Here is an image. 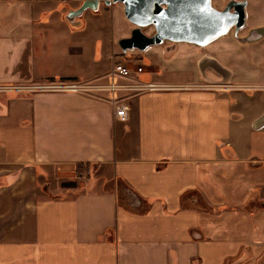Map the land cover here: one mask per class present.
<instances>
[{
	"label": "crops",
	"instance_id": "1",
	"mask_svg": "<svg viewBox=\"0 0 264 264\" xmlns=\"http://www.w3.org/2000/svg\"><path fill=\"white\" fill-rule=\"evenodd\" d=\"M81 2L0 0V264H264V126H251L264 113V31L131 50L148 67L112 78L98 10L64 19ZM246 2L237 37L264 29L252 21L264 0ZM104 7L128 36L122 4Z\"/></svg>",
	"mask_w": 264,
	"mask_h": 264
},
{
	"label": "water",
	"instance_id": "2",
	"mask_svg": "<svg viewBox=\"0 0 264 264\" xmlns=\"http://www.w3.org/2000/svg\"><path fill=\"white\" fill-rule=\"evenodd\" d=\"M104 6L120 3L123 15L132 24L128 36L119 38L117 44L123 53L128 50L144 51L162 44L185 42L206 46L230 30L238 41H254L264 29H252L245 37H237L245 25L246 0H227L221 8L212 5L211 0H82L74 9H69L64 19L71 25L85 10L96 11L99 4ZM152 27L151 34L145 30ZM213 62V61H211ZM213 68H215L213 66ZM222 68H215L220 72ZM253 129L264 126V113L252 123Z\"/></svg>",
	"mask_w": 264,
	"mask_h": 264
},
{
	"label": "rangeland",
	"instance_id": "3",
	"mask_svg": "<svg viewBox=\"0 0 264 264\" xmlns=\"http://www.w3.org/2000/svg\"><path fill=\"white\" fill-rule=\"evenodd\" d=\"M227 1V0H226ZM226 1H223L221 4H219L218 2H215V0H211V2H212V5H214L215 7H217V8H221L223 5H224V3L226 2ZM81 4V3H80ZM79 4V5H80ZM78 7V6H77ZM76 7V8H77ZM104 8H106V7H104V5L101 3V6L99 7L98 6V23H99V21L101 20V24H98V25H100L99 27H98V32L100 33V34H102V36L101 37H99L100 38V40L102 41V42H104V43H107V44H109V48H112V50H111V52H112V55H114L112 58H113V60L111 59V52L109 53V57H103L102 58V67L103 68H107V70H109V72H110V69H111V66H112V62L115 64V63H120V64H122V65H124V66H127L128 67V64L130 63V61H131V63H133L134 65H136V64H139V65H141V67L142 66H144V67H148V64H147V61H146V59H145V55H139L138 57H136V58H133L132 56H130V57H128V58H125L124 56V54H126V53H123L122 51H121V49L119 48V46H118V44H117V40L119 39V38H117V34L114 32V31H116V29L117 28H115V24H118L119 25V27H122V24L121 23H119V21L118 20H116V23H115V18L114 17H112L111 16V13L109 12V11H107V12H104L103 10H104ZM96 10V11H97ZM96 11H90V10H87L86 11V13H82L80 16H78V17H76V23L75 24H71V26H74V27H76V26H80L81 24H82V21H83V19H85V18H87V16L89 15V14H95V13H93V12H96ZM245 11H247V13H246V15H245V27H247V26H249V24H250V21H251V14H250V11H249V9L247 8H245ZM256 13V15L254 14L253 15V17H252V21L253 20H255V19H260V18H262V17H264V11L262 12L261 10L259 11V12H255ZM96 15H97V13H96ZM95 17L93 16V17H91V19L90 20H88V21H90V22H92V20L94 19ZM55 20H56V18H55ZM124 20H125V22H128L127 21V19L124 17ZM115 23V24H114ZM128 24H130L129 22H128ZM54 25V24H53ZM130 29L131 28H129L128 29V31H127V33H129V31H130ZM120 30H122V28H120ZM126 31V30H125ZM145 33L146 34H149L150 32H149V30H145ZM233 34V33H232ZM110 38V40H109V38ZM111 38H112V40H111ZM148 49H149V47H148ZM148 49H145V50H148ZM128 51H131V50H128ZM127 51V52H128ZM140 52V51H139ZM142 52L144 53L145 51H141L140 53L142 54ZM184 53L185 54H187L188 52H187V50L186 51H184ZM145 54V53H144ZM146 54H148V53H146ZM159 61L162 63L163 61L161 60V59H159ZM173 61V60H172ZM171 62V61H170ZM180 62H181V64H182V66H184V67H188V68H194L195 70H197V69H199L200 70V68H199V65L196 63V65H192L191 63L189 64V66H188V62H187V58L186 57H184V58H181V60H180ZM202 63V66L203 65H205V63H204V61H202L201 62ZM130 68V67H129ZM131 69V68H130ZM198 70V71H199ZM142 75H144V74H142ZM109 77H110V75H109ZM101 82H103V81H98V83H101ZM84 169L83 168H81V170H78V172H80V173H82V171H83ZM128 195H129V197H130V199H131V202H132V204H133V202H135L136 200H135V198L128 192ZM130 206H132V205H130ZM134 206V205H133Z\"/></svg>",
	"mask_w": 264,
	"mask_h": 264
},
{
	"label": "built area",
	"instance_id": "4",
	"mask_svg": "<svg viewBox=\"0 0 264 264\" xmlns=\"http://www.w3.org/2000/svg\"><path fill=\"white\" fill-rule=\"evenodd\" d=\"M141 70L142 68L140 66H136L135 71L140 72ZM130 73H131V69L120 63L113 64L109 72L112 78L116 76L127 77L130 75ZM57 87L60 89H64L61 86H57ZM66 87L71 90L81 91V92H87L93 88L92 85H88L87 83H83V84L75 83V84L68 85ZM102 88L109 90L111 92L115 90L139 92V91H146V90L164 89L166 88V86H162V85L154 84V83L119 84V83L110 82L106 86H102ZM112 105H113L114 116L120 120H124L126 118V106L123 103L115 102V101L112 102Z\"/></svg>",
	"mask_w": 264,
	"mask_h": 264
},
{
	"label": "trees",
	"instance_id": "5",
	"mask_svg": "<svg viewBox=\"0 0 264 264\" xmlns=\"http://www.w3.org/2000/svg\"><path fill=\"white\" fill-rule=\"evenodd\" d=\"M65 184H63V186H64Z\"/></svg>",
	"mask_w": 264,
	"mask_h": 264
}]
</instances>
